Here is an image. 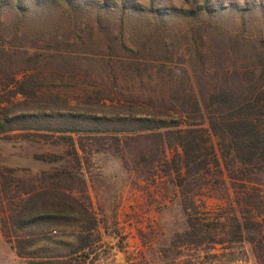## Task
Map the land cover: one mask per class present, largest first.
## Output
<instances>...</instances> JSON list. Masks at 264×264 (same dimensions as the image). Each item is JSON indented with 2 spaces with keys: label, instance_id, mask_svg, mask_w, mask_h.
I'll return each instance as SVG.
<instances>
[{
  "label": "rangeland",
  "instance_id": "374dc122",
  "mask_svg": "<svg viewBox=\"0 0 264 264\" xmlns=\"http://www.w3.org/2000/svg\"><path fill=\"white\" fill-rule=\"evenodd\" d=\"M23 1L22 12L17 0H0V44L28 55L43 54L39 69L48 80L66 75L62 83L68 87L63 89L70 90L72 107L88 99L72 90L88 91L90 101L100 99L107 114L123 112L126 102L179 105L185 101L174 96L185 89L205 98L221 90L244 96L254 88V78L264 73V0H209L208 12L191 18L158 16L155 10L191 8L205 0H134L146 7L144 13L123 11L122 0H107L108 9L98 6L100 0H88L78 12L62 0ZM202 122L209 126L207 118ZM58 134H0V166L15 168V175L30 184L39 183L36 178L43 172L72 171L71 185L90 196L98 220L87 249L88 264H264V248L258 256L247 238L225 245L188 240L191 213L202 220L226 221L233 208H241L216 195L222 190L215 169L182 185L174 165L175 160L180 164V148L157 154L160 136L111 130L85 135L86 152L79 150L77 165L69 147L55 141ZM212 139L225 165L220 138ZM46 153L63 158L50 162L36 157ZM237 182L231 185L232 198L239 192L242 208H248L243 181ZM218 232L232 236L222 228ZM58 233L62 243H80L72 236L79 235L78 229L58 228ZM67 251L66 245L32 249L35 256L45 257ZM0 264H33L6 239L1 220Z\"/></svg>",
  "mask_w": 264,
  "mask_h": 264
},
{
  "label": "trees",
  "instance_id": "16d2710c",
  "mask_svg": "<svg viewBox=\"0 0 264 264\" xmlns=\"http://www.w3.org/2000/svg\"><path fill=\"white\" fill-rule=\"evenodd\" d=\"M62 1L74 12L90 4L88 0ZM17 2L20 11H25V2ZM122 4L121 8L127 12L147 10L134 0H122ZM208 4L209 0H205L191 8L170 7L155 11L158 16L191 18L207 11ZM98 6L108 9L110 5L107 0H100ZM43 59V54L28 55L18 48L0 44V134L10 138H55L54 134L59 133L55 141L69 147L67 152L77 165H81L79 150L86 152L83 139L88 133L111 130L158 135L161 141L157 154L165 153L168 148L181 150L180 164L175 160L174 165L182 185L203 171L215 169L222 190V194L216 195L226 197L233 207L234 202L241 207L240 210L233 208L226 219L230 220L228 222L202 220L195 212L191 213L186 231L188 240L225 245L227 241L247 238L260 255L264 248V73L254 78V88L244 96L221 90L205 98L193 89H185L174 96L185 101L179 105L147 106L126 102L121 104L123 112L107 114L103 112L100 99L90 101L92 96L86 94V90H72L78 95H88L87 100L78 101L72 107L70 90L63 89L68 87L62 83L66 75L59 73L56 79L48 80L45 71L39 69ZM206 118L209 126L202 122ZM213 136L220 138L225 165ZM36 157L50 162L63 158L54 153L37 154ZM228 158L237 162L238 167L232 168ZM15 171V168L0 166V209L4 212L0 220L6 239L18 255L29 258L33 264H88L87 249L98 220L91 210L90 196L71 185L72 171L43 172L36 178L40 181L37 184L16 176ZM237 179L243 181L242 193L248 196L245 202L248 208H242L244 200L239 192L236 199L230 193L231 185L238 184ZM76 190L85 200L78 197ZM58 228L78 229L79 235L72 236L79 237L80 243L60 242ZM221 228L232 235L231 238L219 235ZM51 245H66L69 252L46 257L35 256L32 252L35 247Z\"/></svg>",
  "mask_w": 264,
  "mask_h": 264
}]
</instances>
